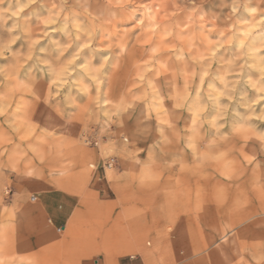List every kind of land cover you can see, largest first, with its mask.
Segmentation results:
<instances>
[{"label":"rangeland","instance_id":"rangeland-1","mask_svg":"<svg viewBox=\"0 0 264 264\" xmlns=\"http://www.w3.org/2000/svg\"><path fill=\"white\" fill-rule=\"evenodd\" d=\"M262 95L264 0H0V264H264Z\"/></svg>","mask_w":264,"mask_h":264},{"label":"crops","instance_id":"crops-1","mask_svg":"<svg viewBox=\"0 0 264 264\" xmlns=\"http://www.w3.org/2000/svg\"><path fill=\"white\" fill-rule=\"evenodd\" d=\"M49 185L45 181L39 180H27L25 187L34 193H39L37 199H39V205L31 207L32 210L38 212V214L44 218L48 217L54 226H63L73 212V196L50 189ZM44 192V193H41ZM65 230V229H63ZM82 264H99L94 260L90 262L83 260ZM120 264H123L120 262Z\"/></svg>","mask_w":264,"mask_h":264},{"label":"snow or ice","instance_id":"snow-or-ice-1","mask_svg":"<svg viewBox=\"0 0 264 264\" xmlns=\"http://www.w3.org/2000/svg\"><path fill=\"white\" fill-rule=\"evenodd\" d=\"M20 11H23V8L20 9ZM49 24L53 23V21H49ZM142 23V21H141ZM12 43H15V41H12ZM34 43H39V41H34ZM84 48H88L89 45H84ZM31 59V57H29ZM75 61V58H73V61H70L69 63H73ZM67 71V69H65ZM36 102L38 103V109H37V118L39 119L40 125L44 127H51L53 124H64V119L62 118L60 112L55 108L56 101H46L44 99L43 90L40 89L38 95L36 96ZM253 103L260 104L264 103V95L260 96L259 99L255 100ZM181 104L177 103L176 108H180ZM203 111V109H197L195 112V116L199 117L200 113ZM254 119L257 120H264V115L256 116ZM193 125L197 124V120L193 119L192 121ZM227 131V129L225 130ZM236 131H240V129H237ZM261 139H264V136L261 137ZM28 176H31L32 173H27ZM35 197H32L31 199H34ZM262 220H264V217H262ZM49 223L48 217H44L43 221H38L37 226L38 227H44ZM252 225V221H242L238 226V230L248 229ZM262 228H264V224L261 225ZM208 264H215L214 261H209Z\"/></svg>","mask_w":264,"mask_h":264},{"label":"built area","instance_id":"built-area-1","mask_svg":"<svg viewBox=\"0 0 264 264\" xmlns=\"http://www.w3.org/2000/svg\"><path fill=\"white\" fill-rule=\"evenodd\" d=\"M113 163H114V159H111L110 161L106 162L107 166H112Z\"/></svg>","mask_w":264,"mask_h":264},{"label":"bare ground","instance_id":"bare-ground-1","mask_svg":"<svg viewBox=\"0 0 264 264\" xmlns=\"http://www.w3.org/2000/svg\"><path fill=\"white\" fill-rule=\"evenodd\" d=\"M253 19H254V24H255V23H256L255 21H256L257 19H259V15H254Z\"/></svg>","mask_w":264,"mask_h":264}]
</instances>
